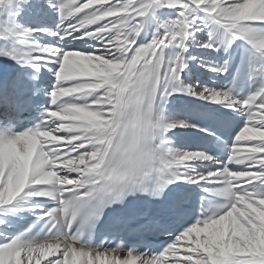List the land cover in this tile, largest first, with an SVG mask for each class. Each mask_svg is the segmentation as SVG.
<instances>
[{
	"label": "snow or ice",
	"instance_id": "snow-or-ice-1",
	"mask_svg": "<svg viewBox=\"0 0 264 264\" xmlns=\"http://www.w3.org/2000/svg\"><path fill=\"white\" fill-rule=\"evenodd\" d=\"M9 8L28 22L0 18V56L51 88L35 126H0V264H264V0ZM193 61L211 83L188 79ZM184 96L202 103L169 115Z\"/></svg>",
	"mask_w": 264,
	"mask_h": 264
},
{
	"label": "bare ground",
	"instance_id": "bare-ground-1",
	"mask_svg": "<svg viewBox=\"0 0 264 264\" xmlns=\"http://www.w3.org/2000/svg\"><path fill=\"white\" fill-rule=\"evenodd\" d=\"M165 11V12H164ZM156 16L160 17L161 19H164L165 17H168L172 14V10L167 9V8H160L156 10ZM0 18L3 19H8V22L15 27L18 24H25L28 22V18L26 13L21 12L19 16L16 15V10L14 8H9L7 11H5L3 13L2 16H0ZM190 49H193L194 52H190V55L193 56H198V57H203L205 55V53L203 51H201L200 49L196 48V47H192ZM25 67H31V66H26V65H21L17 63V69L20 68H25ZM33 70H36L39 74V76L41 77L42 80H44V84H45V88L47 89V91L50 90L51 88V84H50V79H51V75L50 73L47 71V69L42 68V67H36L33 68L31 67ZM202 71H204L206 73V71L204 69H202L199 64L196 62L193 66H191L188 70H186V75H188V79L195 81L197 80L198 74H201ZM222 78V77H221ZM204 79H209V81L212 82V75L209 73L204 74ZM210 82V83H211ZM217 83L220 82V80L216 81ZM0 102H3V90L0 92ZM202 102L200 101H195L192 97H180V98H173V97H169L168 101L166 103L167 106H165L166 111L169 115L172 116H181L179 113L184 110L186 112H188V106L190 104H200ZM175 133H179L180 131H184V134L186 136L192 137V135L194 134L192 130L189 129V131L187 132L186 129H181V128H177L173 130ZM177 143H180L177 139V137L175 136L173 138ZM246 147V145L244 144H240L238 145V148H244ZM237 155L242 154L241 152H237ZM29 217L26 214H22L21 217H10V219L14 220V223L17 227L19 226H25V218ZM30 218V217H29ZM31 219V218H30ZM3 227V228H1ZM4 225H0V231H2L4 229ZM10 231H12L13 229H9ZM183 243L186 242H182L179 252L177 254L178 257L182 258L183 256V252H184V248H183ZM177 257V258H178ZM168 259L172 258L171 256L167 257ZM174 258V257H173ZM99 263V262H98Z\"/></svg>",
	"mask_w": 264,
	"mask_h": 264
},
{
	"label": "rangeland",
	"instance_id": "rangeland-1",
	"mask_svg": "<svg viewBox=\"0 0 264 264\" xmlns=\"http://www.w3.org/2000/svg\"><path fill=\"white\" fill-rule=\"evenodd\" d=\"M165 12V11H164ZM165 18H167V17H165ZM202 51V50H201ZM190 52H194L193 51V49H190ZM196 62L195 61H193L190 65H189V68L191 67V66H193L194 64H195ZM202 76H204V74H206L204 71H202ZM209 79H205V83H208L209 81H208ZM165 106H167V105H165ZM1 228H3V227H1ZM178 257V256H177ZM177 257H175V258H177ZM173 258V257H172ZM178 258H180V257H178ZM171 259V258H170ZM41 264H43V261H41ZM97 264H99L98 262H97Z\"/></svg>",
	"mask_w": 264,
	"mask_h": 264
}]
</instances>
